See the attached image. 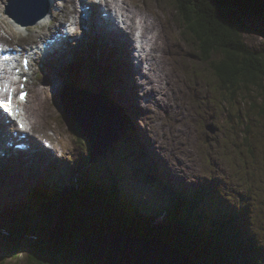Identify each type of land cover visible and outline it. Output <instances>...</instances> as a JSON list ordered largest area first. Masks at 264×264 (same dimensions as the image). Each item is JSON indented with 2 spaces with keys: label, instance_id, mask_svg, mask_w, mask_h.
Wrapping results in <instances>:
<instances>
[{
  "label": "rangeland",
  "instance_id": "374dc122",
  "mask_svg": "<svg viewBox=\"0 0 264 264\" xmlns=\"http://www.w3.org/2000/svg\"><path fill=\"white\" fill-rule=\"evenodd\" d=\"M124 2L128 6L131 5L132 2L133 8L137 9L139 12L145 8L146 11L152 13L156 17L153 21L159 23L164 31V39L160 41H169L170 44L169 49L165 48L169 56L168 58L166 57L167 61L164 62L169 65L167 74L169 73L171 80L163 74L166 84L163 83L162 86H160V89L157 90V95H154L153 98H149L148 92H155L154 89L151 90L152 84L149 83L147 79L150 75L145 73L142 60L139 57H135L134 52H130L127 57L124 56L122 62V65L128 69L134 67L139 70L127 80V88L119 75L121 66L116 60L114 52H109L108 54L98 57V60L103 62L105 68L101 74H98L92 69V76L79 74L83 78V81L79 80L78 77H76L78 65L75 57L77 52L80 53V51H82L83 43H88V41H86L88 36L87 32L78 34L73 38L71 37L68 43H64L63 49L58 51L59 55L55 58H49L45 63L37 62L36 72L28 74L27 81L23 82V89L29 90L31 97L29 105H27V107L24 105L25 118L29 112L34 121L31 129L32 136L35 138H41L43 136L49 137L50 143L53 145L61 144L59 149L60 152H63V155H61L63 158H60L57 154L59 149L52 151L56 155L46 152V156L42 154L34 156V159L41 165L51 168L56 176L46 180L41 186L37 185L36 192H34V186L32 190L29 191L32 186L27 180V184L18 186L19 190L25 188V191H29L24 195L29 194L32 197L28 203L22 206V209L27 214H35L36 211L40 210V205L38 204L36 206L35 203L41 201V199L44 200L48 198V194H52L49 192L46 195V191L44 190L46 186L52 183L50 184L51 187L60 179L68 178V180H65V182L61 184L63 185L65 183L64 186L72 187L73 191L78 190L80 196L83 194V187L93 184L96 185L98 183H103L105 186L114 182L116 184V180L118 181L119 177L121 178L120 171H117L118 174L114 173V177H111L109 174L101 176L103 171L91 174H80V172L86 169L84 167L87 163H89L90 166L93 164L101 168L102 166L107 167L116 163V158H119L134 169L137 168L142 179L148 177V181L143 183V194L148 196H143L147 199L149 198L150 200H148L153 203L159 204L163 199L169 200V198H173V187L167 185L165 173L171 174V179L174 178L178 181L179 184H176L179 187H181L182 183L193 185L199 182L201 184L203 188L202 192L204 193L203 195L199 194L198 197L200 199L196 197L185 200V202L179 200L178 203H181L183 207L176 204L172 206L167 204V201V205H161L160 207V219L168 212H173L175 217L181 219L185 224H189L193 229H196L197 227H194V220L192 217L187 215L186 217L181 213H184L185 208H188L192 212V209L202 206V211L206 216L204 219L206 223L209 225H226L225 223L219 222L222 220L217 217L218 214H216V211L212 210L210 201L213 197H211V200L208 198L209 194L207 187H209L214 194L220 195L217 197V200L221 202L220 204L217 203V208L219 207L222 210L225 209L224 212L232 214L233 219L236 220V222L238 221L239 231L244 232L246 230L243 221H247L249 224H247V226L252 229L253 238L256 237L257 239L255 244L259 249L258 252H251L250 256L254 258L255 264H264V118L260 117L261 113L258 111V108L255 110L252 108L253 106L258 107V101L254 100L249 104L244 96H241V91L240 96L242 99H240L241 101H246V103L243 104L239 103V99L234 102V97H231L229 93L228 96H230V102L232 103L224 101L223 97H221V99L218 98L219 94L211 84L212 78L219 79L220 77L217 75L215 67L209 68L207 66L208 68L206 67L205 69L200 65L197 58V44L188 41L192 40L191 37L193 36L186 35L187 39L183 36V33H185L184 28L180 25L177 11L172 4L174 3L173 1L124 0ZM253 2L254 6H252V9L250 11H245L240 17L242 22L241 34L244 46L259 59L261 63V61L264 62V7L262 6L263 2H258V0ZM157 10L162 12L163 18L160 17L159 19ZM1 26L0 23V28ZM163 34L161 36H163ZM24 38L17 39L19 41L17 43H20ZM119 39H122L123 43L126 41L124 36H120ZM85 49L89 50L88 48H83V50ZM155 54L156 53H154V55ZM139 62L140 65H137ZM162 69L163 67L154 66L152 75L161 73ZM220 70L222 72L224 71L223 68H220ZM114 74H117L116 86L114 85ZM142 74L147 77H144ZM95 75H98V78L104 76L106 85L98 87V89L100 91L102 90V92L107 91L106 96L109 100L116 102L121 109L128 110L126 105L133 110L138 109L139 115L136 120L132 117L131 126L136 130L142 129V132L146 136V142L152 149L149 153H145L140 144L137 143V155L140 160L134 159L125 151L117 148L119 133L117 128L113 126L111 129H114V131L110 129L111 132H109L112 136L114 135L115 138L113 150L108 147L107 150L102 151L107 153H101L97 157L91 159L90 155L92 154L93 146H91V144L90 146L84 144V141L90 138L89 135H87L88 133L81 128L76 120L66 115V113L70 112L71 116H75L70 111V108L72 109L73 106H78L77 108L80 110H85L82 113L83 116L89 114L91 106L94 104L88 103V105H81L79 102V99H82L84 93L87 91L78 94V92L81 91L80 87L76 88L67 85L77 84V86H80L83 84V86H89L90 90L88 91L91 92V89L94 88V86L96 87L94 80L96 79ZM68 77L70 78V82L63 85L61 83L62 80ZM110 78L111 81L108 83ZM134 78H136L137 83L133 81ZM244 84L246 85V82H244ZM126 89L128 91H126ZM65 92L69 95L68 104L64 99ZM259 94L260 92H249L248 96L251 99L256 98L255 95L260 96ZM134 101L137 105L134 104ZM123 104L126 107H123ZM262 104L263 102L261 101V106ZM236 105L237 107H235ZM234 107L236 109H234ZM108 111L111 113L110 110ZM116 111L119 113L118 109H116ZM131 113L132 112L129 110L125 111L124 117H126L127 114L132 115ZM80 114L81 113H79V115ZM247 115L251 120L250 126H255L254 130H256L255 132L254 130L253 132L251 131L252 133L250 132L251 137H249V133H244L246 132V128L242 129L237 126V123H241L238 121V118H246ZM142 116L145 118L144 124L138 121L139 117ZM66 117L69 118L68 123ZM70 121H74V124H70ZM81 122L83 121L81 120ZM93 122L98 123V119H95ZM103 123L104 125H101L99 127L100 129L97 130L100 140L105 136L108 128L106 121ZM90 125L92 126L91 123ZM77 128H81L82 132ZM235 130H241V135L238 136V134H235ZM254 133H257V138ZM95 135L94 132V136ZM133 138L137 141V133L133 135ZM258 139H260V141H257ZM1 141L2 139L0 138V142ZM249 142H255L259 149L247 151V144ZM98 143L100 142L95 140L96 148H100V146L97 145ZM41 147L44 148L43 146ZM48 151L50 150L48 149ZM95 151L99 150L96 149ZM120 151H123L125 156L119 154L118 152ZM85 154L88 157L83 159ZM150 156L154 157L156 162L158 160L160 161L163 167V173L159 172L161 171L160 167L158 169L156 165L152 163ZM54 157H56L55 160H49ZM110 157H112V159ZM79 163L82 164L79 165ZM58 164L65 167L79 165V174L75 173V171H69L68 169L63 171ZM115 168L116 167H114L113 170H115ZM45 170L47 169L45 168ZM43 174L47 176V172ZM160 176L165 178L164 182L161 181L162 178ZM42 177L41 174L39 179H42ZM160 184L161 187H159ZM121 188L122 184H118V192H121ZM134 193L138 194L135 191ZM124 194L128 195L127 189L124 190ZM202 196L205 200L201 198ZM133 199L137 200L135 197H132V200ZM54 202L55 203L51 205V212L54 215L67 209V203H65L63 199ZM146 203L150 204L148 208L154 210L158 209L156 205L152 204L151 206V203ZM191 204L193 205L192 207ZM213 208L217 209L216 207ZM5 210L4 207H0V223L27 219V216L23 217L16 212L12 214V219L9 220L10 217L7 216L8 214H6L7 211L5 213ZM240 210L244 211L240 213L239 217L235 218V215L240 212ZM211 213H214V215ZM37 217H39V215ZM107 224L108 226L112 225L111 223ZM90 226L91 225H89L87 229H89ZM0 229H4V225L0 224ZM119 231L123 232V235L117 237L123 240V237L127 236L125 232L128 230L121 229ZM129 232L132 233L133 231L130 230ZM242 234L246 235L245 233ZM130 236L132 237L130 239H134L139 235L134 233ZM139 237L141 238L142 235ZM142 238L145 240L149 239L147 237ZM154 238L166 242L162 238ZM219 240H222V237L219 238ZM8 251L9 250H7V252ZM214 254L217 256L218 251L216 250ZM18 256L19 258L17 259L12 257L9 261L6 260V264H26L24 259L25 256ZM144 260H148L150 264H166V262L160 258V253L152 257L150 255L145 256Z\"/></svg>",
  "mask_w": 264,
  "mask_h": 264
},
{
  "label": "trees",
  "instance_id": "16d2710c",
  "mask_svg": "<svg viewBox=\"0 0 264 264\" xmlns=\"http://www.w3.org/2000/svg\"><path fill=\"white\" fill-rule=\"evenodd\" d=\"M171 1L174 2L172 4L177 11L180 25L184 28L183 36H193L191 37L192 40L188 41L197 44L198 61L205 69L207 66L209 68L215 67L220 78H213L211 85L216 86H214L216 91L219 89L217 93L223 97L224 101L230 102L229 93L231 97L235 96L233 101L236 102L237 99H242L241 91L242 96L249 104L254 100L258 101V107L252 108H258L261 113L260 117L264 118V62L261 61L260 63V60L244 46L240 20L245 11L252 9L253 1L256 0ZM258 2H263L261 5L264 7V0H258ZM220 68H223L224 71L222 72ZM249 92H260V96L255 95L256 98L250 99L248 97ZM260 101L263 102L262 106ZM68 119L66 117L67 123ZM238 121H241V124L238 123L237 126L247 128L244 133H249V137H251L250 132L253 130L250 126V117L247 115L246 118H238ZM73 122L70 121L69 123L73 125ZM77 129L82 132L81 128ZM234 133L240 136L241 130H235ZM256 134L254 133L257 138ZM84 144L90 146V140H85ZM117 148L128 151V146L120 141ZM249 149L252 151V149H259V147L249 142L247 151ZM122 155L125 156V153L123 152ZM119 170L120 173L124 171L129 174L128 168L121 161H116V172ZM102 173L101 176L109 174L114 177L115 170L113 173L111 171ZM67 179H60L54 186H51L52 188L50 185L48 186L50 191L47 190L46 195L49 192L52 194H48L49 197L44 200L41 199L43 202L35 203L36 206L40 205V210L36 211L35 214L24 212L27 219L0 223L5 225L4 229H0V264H6V260L9 261L12 257L14 259L19 258L18 255L25 256L26 264H98L77 253L75 241L102 236L106 232L116 229L131 230L133 234L136 233L147 238H162L197 264H255L250 253L258 252L259 249L255 244L257 239L256 237L253 238L252 229L247 226V221H243L246 230L244 232L239 231L238 221L233 219L232 214L217 208L218 201L214 197L211 200L212 196H208L211 200V208L216 211L217 217L224 221L219 222L226 225H209L206 223L202 206L192 209L193 213L185 208L184 213L181 214L192 217L193 225L197 227L193 229L192 226L175 217L173 212H168L164 217H161V220L158 204L147 201L146 197L143 199L140 196V194L143 195V190L135 185L129 186L126 181L123 182L121 192L117 190L119 182L116 180V184L114 182L108 186L98 183L83 187V194L80 196L78 190L73 191L72 187L64 186L65 183L61 184ZM145 180L148 181V178L145 177ZM125 189L129 193L132 192L134 197L140 196V200L143 199L142 203L144 204L142 205L138 200H132V197L124 194ZM134 191L138 194H135ZM202 191L203 189L198 190L181 199L185 202L188 199L198 198L199 194L204 193ZM61 199L67 203V209L54 215L51 212V205L55 203L54 201ZM146 202L151 203V206L152 204L156 205L158 209L148 208L150 204ZM167 204L183 207L181 203H178L176 196L170 198ZM243 211L240 210L235 218L239 217ZM211 214L214 215V213ZM38 215L39 217H37ZM107 223L112 225L108 226ZM89 225L91 226L87 229ZM221 237L222 240H219ZM13 239H16L14 244L2 248L4 243ZM7 250L9 251L7 252ZM216 250L218 251L217 256L214 254Z\"/></svg>",
  "mask_w": 264,
  "mask_h": 264
},
{
  "label": "bare ground",
  "instance_id": "6f19581e",
  "mask_svg": "<svg viewBox=\"0 0 264 264\" xmlns=\"http://www.w3.org/2000/svg\"><path fill=\"white\" fill-rule=\"evenodd\" d=\"M5 1L10 2L9 5H5L4 4ZM76 4H78L81 9H79L78 8L79 6H76ZM127 7L128 5H126V3L123 0L121 1L120 0H95V2L91 0H0V16L6 19V24H7V27L0 28V48H3L4 50L5 48L6 49L8 48L17 49L20 46V44L24 42L23 50L30 57V60H32V58H34L35 56L36 60L40 62L42 53L39 52L36 55L34 52H32V49L34 48V44L32 42L33 40L32 37L34 36V33L36 32L38 35L43 36V32L40 30V28H43L51 24H56V23H57L58 28H62L64 27V25L67 24L68 18L71 15L78 14V18H76L77 19L76 22L71 23L72 28H74V30L78 32L79 31L78 24H86L87 32L91 36L87 44L85 42L83 43L82 51L80 52V54L77 52L76 57H75V59L77 60V65H78L77 67L78 72L76 74V77H78L79 80L83 81V78L79 74H85L86 76H92V73H91L92 69L96 71L98 74H101L103 70H105V68L103 66V62L98 60V57L108 54L109 52H114L116 56V60L121 66L119 70L120 72L119 75L121 76L122 82L125 84L126 88L128 84L127 80L129 76L132 74L133 68L130 70L125 68L122 65V60L124 59V56L127 57L130 52H134L136 57L138 55L140 59L147 61L148 72L151 75H152V70L154 66H160V67H163L161 73L165 74L166 77L169 78V80H171L169 73L167 74L169 65L168 63L164 62V61H167L166 57L168 58L169 56L166 50L170 48L169 41L161 42L160 40L164 38H160L159 39L160 44H159V41H157L151 45L153 40L158 39L164 32L160 24L155 23L153 21L156 17L152 13H149L148 11H146L145 8H143L141 12L135 9L136 10L135 13H127L124 11V9ZM129 14H132V17H130ZM34 15L36 16L33 18L32 16ZM115 20L119 21L120 23H123L124 26H121L122 29L125 28V32L122 30L123 34L120 32L119 29L117 28L114 29L113 26L111 25L112 23H115ZM131 20L133 23L130 22ZM0 22H1V19H0ZM26 25L29 27L25 30ZM99 26L101 27L99 28ZM58 28L55 31H58L59 30ZM110 29H112L111 32H109ZM24 34H25V38L20 43H17L19 42L17 39L23 38ZM149 34H153V35L151 36ZM120 36L125 37V40H126L125 43H123L122 39H119ZM163 37H164V34H163ZM64 43L65 41L62 42V44L58 47L57 50L63 49ZM83 48H88L89 50L87 49L83 50ZM154 53L156 54L154 55ZM5 57H7V55H5ZM13 58L14 57H11V59L8 62H6L5 65L11 62ZM114 76H115L114 85L116 86L117 74L116 75L114 74ZM95 78L96 79L94 80H95L96 87L94 86V88L91 89V92L88 91L90 90V87L83 86V84H81L80 86H77V84H75L76 86L71 85V84L67 86H74L76 88L80 87L81 91L78 92V94L84 91H87L84 93V97H87V100H89V102L92 104H97L100 106L99 98H102L101 100L107 103V105L110 107V110L113 114L116 113V109H118L120 113L121 107L116 102L109 100L107 98L106 96L107 91L102 92V90L100 91L98 89V87H103L104 85H106L104 76H100L98 78V75H95ZM110 81H111V78L109 79L108 83H110ZM69 82H70V78L68 77L65 80L63 79L61 83L64 85ZM157 88H160V86H157ZM223 89L225 91V88ZM22 93L24 94L23 99L20 98V95ZM0 95L6 98H10L12 101L10 105L7 103L9 99L6 101L4 107L7 108V111L8 112L10 111V109L8 108L12 107V103L13 105H18V107L21 108L22 110V114L18 116V118L20 117L21 119H24V116H25L24 105L26 107L27 105H29V100L31 98L30 91L22 90L20 92L19 88L13 85H11V87H8L6 84H4L3 81H0ZM87 95L94 96L97 98L90 97ZM218 98L221 99V96L219 95ZM64 99L66 102L69 101V95L67 94V92H65L64 94ZM217 101L219 102L218 99ZM239 103L243 104V101L239 99ZM134 104L137 105L135 101H134ZM122 106L126 107L124 104ZM76 107L77 106H73L72 108L76 109ZM235 107H237V105ZM235 107L234 109H236ZM17 110L12 112L14 116L8 115V116L0 117V138L2 139V141L0 142V207H4V209H6L5 213L7 211L6 214L8 215L13 214L14 212H19L18 210L22 209V206H24L26 203H28L32 199L31 195L29 194L24 195V194H27V192L31 191L33 186H34V192H36V186L40 185L43 182L42 180H44L47 177L43 173L48 172V170H45V166L41 165L39 162H37L34 159V156H38V154L44 153L42 151V147L40 146V143L44 145L43 140H41L40 143L37 142L36 139L31 138V136L25 133V131L17 130L15 128L16 126L12 125L11 122L9 121L10 119H12V117L17 116L15 115L17 113ZM82 111H85V110L82 109ZM235 116H236V113H235ZM132 117H133L132 115L127 114L125 119L123 120V128H122V131L120 132L119 141L122 143H125L127 146H129L130 144L133 145L134 142L138 143L140 144L143 151H145V153H149V151L152 149L150 148L146 140L141 144L139 141H135L133 138V135L137 133L138 131H140L141 129L136 130L134 127L131 126V122L133 120ZM25 122L27 124V129L31 131L34 121L31 118L29 112L27 113ZM254 127L252 128V130H254ZM255 131L256 130H254V132ZM28 137H29V140H28ZM7 139L13 142L12 143L13 145L14 144H24V147H27V143L34 144L31 150H35V151H32V154H30L29 153L30 151H27V149H19V148H16L15 146L7 145L5 142ZM150 144L153 145L152 143ZM51 148H53L52 145H51ZM250 150L251 149H249V151ZM118 153L122 155L123 152H118ZM86 157L88 156L85 154L83 159H86ZM55 159L56 157H54L53 159L50 158L49 160H55ZM150 160L152 161L154 165H156L158 169L160 167L161 171L159 172L163 173L162 171L163 167H162V164H160V161L158 160L156 162L154 160V157H151V156H150ZM79 165L70 166V167H72L75 170V173L79 174V170H80V167H78ZM86 166L84 167L86 169H83L80 172V174L82 173L91 174V173H95L98 171L105 172V171L113 170L114 167H116V163L110 165L109 168L108 166L98 168L97 166L93 164L90 166L89 163H87ZM157 170H156V173H157ZM111 172L113 173L114 170ZM115 173L118 174V172H116V168H115ZM124 173H125L124 171H121V175L120 174L119 175L124 180H126L127 181L126 184H128L131 182V179L127 180V177L129 174L125 173L127 174L125 175ZM41 174L43 177L42 179H39V176ZM165 176L167 178V185L173 187L172 188L173 197L176 196L178 201L179 200L184 201L181 199L182 197L189 196V194H193L194 192L203 189L199 182L193 185H187L186 183L185 184L182 183L181 187H179L176 184L178 183V181H176L174 178L171 179V174L165 173ZM160 177L162 178L161 181L164 182L165 178H163L162 176ZM26 180L32 187L29 189V191H25V188L22 190H19L18 186H23L24 184H27ZM207 189H208L209 196H212L217 200V197H219L220 195L214 194L209 187H207ZM163 191L165 192L164 189ZM127 194L129 197L135 196L133 195L132 192L131 193L127 192ZM143 195L146 197L148 196L146 194H143ZM143 195L140 194V196L144 199L145 197ZM140 196H136L135 198L141 204L143 199L140 200ZM202 198L205 199L204 197ZM148 199L146 198L147 201L150 200ZM166 202L167 200L163 199L162 201H160L158 206L161 207V205H165ZM220 202L218 201V203ZM192 204H191V207L193 206Z\"/></svg>",
  "mask_w": 264,
  "mask_h": 264
},
{
  "label": "water",
  "instance_id": "95a60500",
  "mask_svg": "<svg viewBox=\"0 0 264 264\" xmlns=\"http://www.w3.org/2000/svg\"><path fill=\"white\" fill-rule=\"evenodd\" d=\"M90 96V95H87ZM94 97V96H90ZM97 98V97H94ZM100 100L102 98H99ZM81 105H88L90 103L87 100V97L79 99ZM78 107V106H77ZM70 108V111L73 115L71 116L70 112H67L66 115L76 120L81 128L88 133L91 146H93L91 159L97 157L103 150H107L108 147L111 149L115 146V138L109 132L114 131L111 129L113 126L117 128L119 136L123 128V119L120 114L116 111V114L112 112L109 113L110 107L103 100L100 101V106L94 104L91 106L89 114L83 116V111L79 108ZM111 111V110H110ZM79 113H81L79 115ZM105 118V119H103ZM98 119V123L93 121ZM81 120L83 122H81ZM104 121L108 124V128L105 136L100 140L98 131L101 125H104ZM92 126L90 125V123ZM111 129V130H110ZM94 132L96 135L94 136ZM95 140L99 141L97 145L100 148L95 147ZM102 145V146H101ZM98 149L99 151H95ZM113 150V149H112ZM123 232L119 230H112L106 232L104 235L92 238H84L75 241V248L77 253H80L82 256L90 258L92 261L97 262L98 264H150L148 260H144L145 256L150 255L151 257L160 253V258L166 262V264H197L192 261L186 254L182 253L180 250L172 247L169 243L164 242L163 240H158V238H149L145 240L139 236L134 239L130 235H133L131 232H125L127 236L123 237V240L120 237ZM152 240V241H151ZM16 239L9 240L4 243L2 248L8 247L11 244H14ZM66 252V250H64ZM133 258V259H130ZM148 258V257H147ZM81 261V260H79ZM82 262V261H81Z\"/></svg>",
  "mask_w": 264,
  "mask_h": 264
},
{
  "label": "snow or ice",
  "instance_id": "6c2138e0",
  "mask_svg": "<svg viewBox=\"0 0 264 264\" xmlns=\"http://www.w3.org/2000/svg\"><path fill=\"white\" fill-rule=\"evenodd\" d=\"M20 98H21V99L24 98V94H23V93L20 95ZM7 103H8L9 105L11 104V99H10V98H9V100L7 101Z\"/></svg>",
  "mask_w": 264,
  "mask_h": 264
}]
</instances>
